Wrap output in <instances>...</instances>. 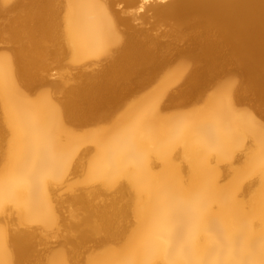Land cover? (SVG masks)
Returning a JSON list of instances; mask_svg holds the SVG:
<instances>
[{"label": "bare ground", "instance_id": "bare-ground-1", "mask_svg": "<svg viewBox=\"0 0 264 264\" xmlns=\"http://www.w3.org/2000/svg\"><path fill=\"white\" fill-rule=\"evenodd\" d=\"M0 264H264V0H0Z\"/></svg>", "mask_w": 264, "mask_h": 264}]
</instances>
